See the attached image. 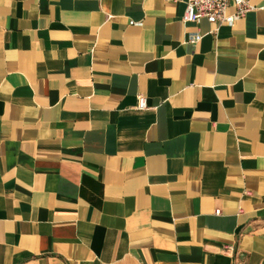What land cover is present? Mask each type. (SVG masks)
<instances>
[{
  "label": "crops",
  "instance_id": "1",
  "mask_svg": "<svg viewBox=\"0 0 264 264\" xmlns=\"http://www.w3.org/2000/svg\"><path fill=\"white\" fill-rule=\"evenodd\" d=\"M249 2L216 29L187 0H0V264H264Z\"/></svg>",
  "mask_w": 264,
  "mask_h": 264
},
{
  "label": "built area",
  "instance_id": "2",
  "mask_svg": "<svg viewBox=\"0 0 264 264\" xmlns=\"http://www.w3.org/2000/svg\"><path fill=\"white\" fill-rule=\"evenodd\" d=\"M253 8L249 0H187L183 20L196 22L206 18L211 24L217 26L216 29L222 24L233 27L239 18L245 16ZM200 37L199 33L191 34L190 41L196 43ZM148 107L147 98L139 95L138 109L146 110ZM216 213L219 214L220 210H216Z\"/></svg>",
  "mask_w": 264,
  "mask_h": 264
}]
</instances>
